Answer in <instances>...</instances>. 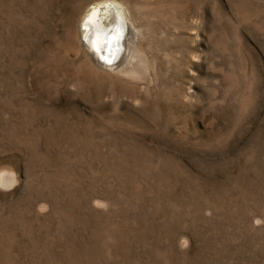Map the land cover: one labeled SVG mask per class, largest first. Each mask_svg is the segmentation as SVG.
<instances>
[{"label": "rangeland", "instance_id": "rangeland-1", "mask_svg": "<svg viewBox=\"0 0 264 264\" xmlns=\"http://www.w3.org/2000/svg\"><path fill=\"white\" fill-rule=\"evenodd\" d=\"M1 176L0 264H264V0H0Z\"/></svg>", "mask_w": 264, "mask_h": 264}, {"label": "bare ground", "instance_id": "bare-ground-1", "mask_svg": "<svg viewBox=\"0 0 264 264\" xmlns=\"http://www.w3.org/2000/svg\"><path fill=\"white\" fill-rule=\"evenodd\" d=\"M85 17L83 44L100 64L109 68L119 66L128 53L127 42L132 35L119 7L104 2L95 5Z\"/></svg>", "mask_w": 264, "mask_h": 264}]
</instances>
